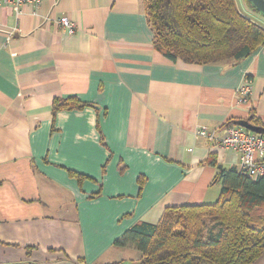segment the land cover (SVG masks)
Returning a JSON list of instances; mask_svg holds the SVG:
<instances>
[{
  "label": "crops",
  "instance_id": "1",
  "mask_svg": "<svg viewBox=\"0 0 264 264\" xmlns=\"http://www.w3.org/2000/svg\"><path fill=\"white\" fill-rule=\"evenodd\" d=\"M235 2L262 22L249 0ZM20 11L0 8V264H138L118 239L167 208L216 204L220 170L239 169L197 131L217 139L252 117L264 128V45L187 64L156 49L145 0ZM70 100L84 107L54 112Z\"/></svg>",
  "mask_w": 264,
  "mask_h": 264
},
{
  "label": "trees",
  "instance_id": "2",
  "mask_svg": "<svg viewBox=\"0 0 264 264\" xmlns=\"http://www.w3.org/2000/svg\"><path fill=\"white\" fill-rule=\"evenodd\" d=\"M145 4L156 49L174 61H239L264 45V28L243 15L235 0ZM67 103L57 102L54 112L84 107ZM218 178L223 187L216 204L167 208L158 224L136 225L116 245L141 252L138 264H255L264 256V176L252 181L233 169L220 170Z\"/></svg>",
  "mask_w": 264,
  "mask_h": 264
},
{
  "label": "built area",
  "instance_id": "3",
  "mask_svg": "<svg viewBox=\"0 0 264 264\" xmlns=\"http://www.w3.org/2000/svg\"><path fill=\"white\" fill-rule=\"evenodd\" d=\"M43 0H0V8L9 6L19 13L20 8L25 5L40 7ZM61 26L67 30L69 35L75 34L77 26L68 18L59 20ZM241 93L249 99L251 84L241 90ZM197 136L207 140H217L224 150L232 151L239 156V173L252 181H257L264 176V137L249 132L244 128L229 126L222 133L220 138L215 137V133L207 129L197 131Z\"/></svg>",
  "mask_w": 264,
  "mask_h": 264
},
{
  "label": "water",
  "instance_id": "4",
  "mask_svg": "<svg viewBox=\"0 0 264 264\" xmlns=\"http://www.w3.org/2000/svg\"><path fill=\"white\" fill-rule=\"evenodd\" d=\"M249 2L264 15V0H249ZM250 120L251 119L235 121L233 124L242 127L249 132L264 136V128L253 125Z\"/></svg>",
  "mask_w": 264,
  "mask_h": 264
},
{
  "label": "rangeland",
  "instance_id": "5",
  "mask_svg": "<svg viewBox=\"0 0 264 264\" xmlns=\"http://www.w3.org/2000/svg\"><path fill=\"white\" fill-rule=\"evenodd\" d=\"M250 3V2H249ZM254 8V9H253ZM251 10L252 12L255 14L254 17H257V18H260L262 20L261 23L264 24V15L262 13H260L255 7H253ZM254 21V20H253ZM256 22V21H254ZM257 24H259L260 26H262L263 24L259 23V22H256ZM264 28V26H262ZM208 222H211L210 220ZM211 228L213 229L214 227L211 226ZM216 232V231H215Z\"/></svg>",
  "mask_w": 264,
  "mask_h": 264
}]
</instances>
